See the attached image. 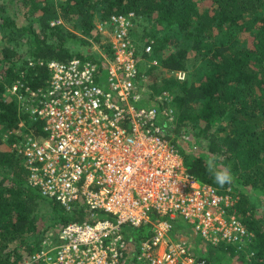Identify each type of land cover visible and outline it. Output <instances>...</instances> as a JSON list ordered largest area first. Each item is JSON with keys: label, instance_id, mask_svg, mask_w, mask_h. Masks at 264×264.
<instances>
[{"label": "trees", "instance_id": "16d2710c", "mask_svg": "<svg viewBox=\"0 0 264 264\" xmlns=\"http://www.w3.org/2000/svg\"><path fill=\"white\" fill-rule=\"evenodd\" d=\"M11 1L24 8L16 16L0 0V264H26L48 234L57 233L70 220L87 218L82 202L67 210L30 184L24 155L10 147L15 137L5 138L23 119L31 126L30 119L21 114L8 87L18 78L33 87L44 84L51 59L98 60L85 36L101 42L104 37L97 23L129 10L139 15L132 35L136 40L146 38L138 51L150 68L146 72L140 61L141 71L148 76L142 84L144 101L164 90L173 93L176 126L164 124V130L169 135L182 130L191 134L197 148L175 138L188 170L221 191L231 187L240 194L237 210L254 232L247 247L248 252L254 250L252 256L232 245L211 244L199 235L191 250L205 264H264V0ZM58 16L80 34L63 23L52 24ZM139 26L142 34L135 30ZM79 42L90 46L88 52ZM149 42L150 53L144 49ZM178 69L187 71L185 80L173 74ZM201 69L198 78L192 77L194 70ZM211 157L216 158V167L209 171L205 162ZM225 167L234 180L220 187L214 172ZM252 192L258 197L252 199ZM149 230L148 223L124 231L137 245Z\"/></svg>", "mask_w": 264, "mask_h": 264}, {"label": "built area", "instance_id": "2783aa9c", "mask_svg": "<svg viewBox=\"0 0 264 264\" xmlns=\"http://www.w3.org/2000/svg\"><path fill=\"white\" fill-rule=\"evenodd\" d=\"M138 18L129 10L97 23L104 40L90 41L98 60L51 59L44 84L33 87L18 78L8 87L30 119L31 126L23 119L5 133L15 137L10 147L24 155L30 184L67 210L78 201L87 209V218L48 234L26 264H205L191 250L192 230L211 244L254 254L247 251L254 232L237 210L239 195L188 170L175 138L197 148L189 132L164 130V124L176 126L170 91L144 101L148 76L132 35ZM51 23L64 24V18ZM144 49L150 53L152 42ZM173 74L187 77L185 69ZM148 223L137 245L124 231L125 224Z\"/></svg>", "mask_w": 264, "mask_h": 264}, {"label": "rangeland", "instance_id": "374dc122", "mask_svg": "<svg viewBox=\"0 0 264 264\" xmlns=\"http://www.w3.org/2000/svg\"><path fill=\"white\" fill-rule=\"evenodd\" d=\"M1 1H5L6 2V5H7V7H8V9H9V12L10 13H13V14H15L16 16H17V11L19 10L20 12H23V8H24V6L23 5H21L20 6V2L19 1H11V0H1ZM20 8H21V10H20ZM19 15V14H18ZM19 18L21 19V21H25V18L23 17V15H20L19 16ZM99 20V19H98ZM97 20V21H98ZM64 24L68 27V28H70L71 30H73V31H75L76 33H78V34H80V30H76L75 28H74V26L72 25V24H70L69 22H67V21H65L64 20ZM142 26H139L137 29H135V30H138L141 34H142ZM86 38H88V39H92V37L91 36H85ZM136 38V37H135ZM146 38H144L143 40L142 39H137L138 41H139V43L141 44V47H143L142 46V44L144 45V41H146L145 40ZM80 44V48L82 49V51H84V52H88V50H89V48H90V46H88V45H85V44H83L82 42H79ZM92 46H93V48H92V52H94V51H96V50H98V48H97V46L96 45H94V44H92ZM91 51V50H90ZM143 58L144 57H142V55H141V60H143ZM142 66H143V69L146 71V72H150V68H149V66H148V63L147 62H145V59L142 61ZM200 71V72H199ZM201 71H202V69L201 70H194L193 71V76L192 77H197L198 78V76L200 75V73H201ZM170 95L173 97V93H171L170 92ZM146 104H149V103H146ZM171 104H172V102H171ZM239 196H240V194H238ZM258 193L257 192H252V199H255V198H257L258 196ZM65 211H66V209H65ZM131 229V225H129V224H125L124 225V230H126V231H129ZM192 233L193 234H197L194 230H192ZM198 236V235H197ZM196 236V237H197ZM187 237H188V239H189V241L191 242V239H190V235H187ZM198 238H199V236H198ZM191 244H192V242H191Z\"/></svg>", "mask_w": 264, "mask_h": 264}, {"label": "clouds", "instance_id": "9594fccd", "mask_svg": "<svg viewBox=\"0 0 264 264\" xmlns=\"http://www.w3.org/2000/svg\"><path fill=\"white\" fill-rule=\"evenodd\" d=\"M181 80L184 79V75L181 74L179 77ZM215 157H211L208 160H206V165L209 171H212L216 167ZM214 180L216 184H218L220 187H223L225 185H231L233 183L234 177L232 175V172L230 168H222L220 170H217L214 172Z\"/></svg>", "mask_w": 264, "mask_h": 264}, {"label": "crops", "instance_id": "0c3cea01", "mask_svg": "<svg viewBox=\"0 0 264 264\" xmlns=\"http://www.w3.org/2000/svg\"><path fill=\"white\" fill-rule=\"evenodd\" d=\"M189 235H190V239H191V242H192L191 245L193 246L194 237L197 236V235L194 236V234L192 233V231H189Z\"/></svg>", "mask_w": 264, "mask_h": 264}]
</instances>
